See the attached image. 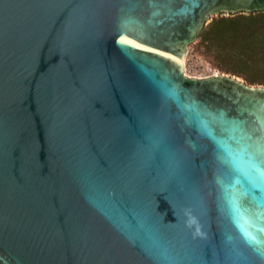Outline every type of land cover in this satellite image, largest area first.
<instances>
[{"label": "water", "instance_id": "water-1", "mask_svg": "<svg viewBox=\"0 0 264 264\" xmlns=\"http://www.w3.org/2000/svg\"><path fill=\"white\" fill-rule=\"evenodd\" d=\"M261 10L0 0V264H264L242 151L264 145V88L182 64L212 16Z\"/></svg>", "mask_w": 264, "mask_h": 264}, {"label": "trees", "instance_id": "trees-1", "mask_svg": "<svg viewBox=\"0 0 264 264\" xmlns=\"http://www.w3.org/2000/svg\"><path fill=\"white\" fill-rule=\"evenodd\" d=\"M197 51L219 72L264 88V10L218 14L197 34Z\"/></svg>", "mask_w": 264, "mask_h": 264}, {"label": "snow or ice", "instance_id": "snow-or-ice-1", "mask_svg": "<svg viewBox=\"0 0 264 264\" xmlns=\"http://www.w3.org/2000/svg\"><path fill=\"white\" fill-rule=\"evenodd\" d=\"M202 123L204 124L205 132L208 135H210L213 140H215L216 138L212 135L211 131L208 129L207 123L206 122H202ZM225 123L231 124L233 126L234 131H239L241 133L240 136L241 140L251 139V137L247 136L240 127L242 122L233 120V121H225ZM217 143H221V142L217 141ZM242 151L247 154L246 162L250 169L248 178L250 180L264 178V159H261L262 157H264V145L260 144L259 142L255 144H244L242 146ZM251 172H255L258 175L256 177H252ZM261 255L264 256V252H262Z\"/></svg>", "mask_w": 264, "mask_h": 264}, {"label": "rangeland", "instance_id": "rangeland-1", "mask_svg": "<svg viewBox=\"0 0 264 264\" xmlns=\"http://www.w3.org/2000/svg\"><path fill=\"white\" fill-rule=\"evenodd\" d=\"M222 14L228 15L230 13H222ZM215 16L217 15H214L212 17ZM185 47H186V54L184 56V71H183L184 76L195 77V78H208L214 75L216 76L226 75L214 69L208 63V61L200 54V52L197 51L196 41L186 44Z\"/></svg>", "mask_w": 264, "mask_h": 264}, {"label": "bare ground", "instance_id": "bare-ground-1", "mask_svg": "<svg viewBox=\"0 0 264 264\" xmlns=\"http://www.w3.org/2000/svg\"><path fill=\"white\" fill-rule=\"evenodd\" d=\"M183 67H184V60L182 61Z\"/></svg>", "mask_w": 264, "mask_h": 264}]
</instances>
